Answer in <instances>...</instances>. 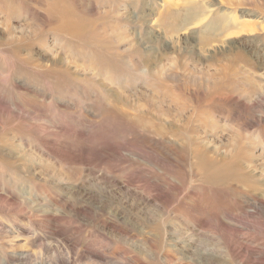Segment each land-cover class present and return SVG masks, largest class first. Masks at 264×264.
Here are the masks:
<instances>
[{
	"label": "rangeland",
	"instance_id": "1",
	"mask_svg": "<svg viewBox=\"0 0 264 264\" xmlns=\"http://www.w3.org/2000/svg\"><path fill=\"white\" fill-rule=\"evenodd\" d=\"M0 264H264V0H0Z\"/></svg>",
	"mask_w": 264,
	"mask_h": 264
},
{
	"label": "bare ground",
	"instance_id": "2",
	"mask_svg": "<svg viewBox=\"0 0 264 264\" xmlns=\"http://www.w3.org/2000/svg\"><path fill=\"white\" fill-rule=\"evenodd\" d=\"M192 10L193 9H191V8H189V12L191 11L192 12ZM191 15V14H190ZM208 31V30H207ZM199 158V157H198ZM208 158L205 156V157H203V156H201L200 158H199V160H198V162H200L201 164H203L204 166H207L206 164H208V165H210V166H212V164L211 163H215L214 161H212L211 160V163L207 160ZM212 159V158H211ZM225 160V159H224ZM206 163V164H205ZM234 165V164H233ZM236 165V164H235ZM226 166V165H225ZM207 167H209V166H207ZM219 168V167H218ZM209 169L210 168H208V171H209ZM215 169V168H214ZM206 170H207V168H206ZM216 170V169H215ZM219 172H221V171H219ZM204 173H206V172H204ZM209 174V173H208ZM228 174V173H227ZM212 175V174H211ZM226 175V174H225ZM206 176V175H205ZM220 176V175H219ZM209 177H211V176H209ZM217 177V176H216ZM228 177V176H227ZM213 178V177H212ZM225 178V177H224ZM208 179V178H207ZM229 179V178H228ZM245 179V178H244ZM213 180H214V178H213ZM221 180H224V179H221ZM217 181H218V179H217ZM220 181V180H219ZM216 182V180L214 181V183ZM221 185V184H220ZM223 185V184H222ZM250 226V225H249ZM238 231V230H237ZM237 233V232H236ZM231 236V235H230ZM233 244V243H232ZM236 249V248H235ZM230 253V252H229ZM244 261V260H243Z\"/></svg>",
	"mask_w": 264,
	"mask_h": 264
}]
</instances>
